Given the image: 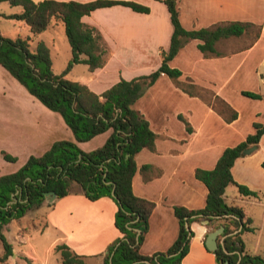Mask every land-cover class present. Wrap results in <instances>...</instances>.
Instances as JSON below:
<instances>
[{"label": "crops", "instance_id": "obj_1", "mask_svg": "<svg viewBox=\"0 0 264 264\" xmlns=\"http://www.w3.org/2000/svg\"><path fill=\"white\" fill-rule=\"evenodd\" d=\"M133 1L149 6L150 12L141 13L127 6L113 5L95 9L81 18L84 23L98 28L108 52L102 67L69 77L76 66L87 67L84 63L74 64L66 74L68 79L101 93L120 77L131 79L158 68L161 63L160 51L168 49L172 33L169 12L160 0ZM177 6L179 20L185 29L229 21L250 22L254 27L260 26V29L257 30L258 37L253 36L250 41L249 31L239 37L219 40L215 46L219 54L209 57H205L197 48L198 40H189L169 61L171 67L181 71L179 80L190 79L207 91L204 97L185 93L167 75L161 74L133 103V108L148 120L156 134L154 148H143L135 155L136 171L131 182L136 196L155 204L149 217L148 230L139 246V252L143 255L165 251L176 239L179 226L173 212L174 206L200 209L205 205L207 187L195 177L196 168L212 169L226 147L238 144L254 132L253 122L264 123V98L253 99L241 94L242 90L264 94V0H178ZM56 29L62 31L64 25L60 20L52 19L46 30L37 35L41 36L48 30L55 32ZM50 35L51 45L54 46L55 38ZM43 42L49 48V42L46 39ZM51 60L54 70V61ZM0 75H3L1 70ZM210 94L218 95L227 102L237 112V117L226 122L207 101L209 96L206 95ZM26 101L32 107L25 109L26 120L22 114L21 121H26L29 133H21L19 137L17 133L16 137H12L7 153L16 158L18 153L23 154L25 162L30 155L42 154L56 140H75L60 114L51 111L33 96ZM33 110L36 111L35 115L31 114ZM179 115L187 121L191 131H187ZM110 133L111 130H107L88 141L78 142V146L83 151H91L100 147ZM263 161L264 133L255 149L238 157L231 167L233 180L255 191L257 196L240 194L235 184H229L224 192L228 204L241 207L245 217L251 218L250 225L254 229L240 234L244 252L262 257ZM144 165L150 168L143 169ZM72 192L59 199L55 197L52 202L47 201L55 204V209L62 205L72 209L70 216L65 215L63 221L61 218L54 222L62 236L54 239L50 246L55 248L58 245L55 243L63 237L64 243L60 244H66L84 259L99 255L102 264L108 246L120 236L114 224L117 206L108 196L91 201L79 193L82 192L79 188ZM72 220L90 222L91 226L74 233L67 227V222ZM190 228L193 236L181 264H217L214 253L204 244L205 236L213 230L212 225L194 221Z\"/></svg>", "mask_w": 264, "mask_h": 264}, {"label": "trees", "instance_id": "obj_2", "mask_svg": "<svg viewBox=\"0 0 264 264\" xmlns=\"http://www.w3.org/2000/svg\"><path fill=\"white\" fill-rule=\"evenodd\" d=\"M160 1L169 12L172 33L168 49L160 51L161 63L158 68L131 79L120 77L101 93H95L87 85L66 77L76 63L86 64L89 71L102 67L108 52L98 28L84 23L81 18L95 9L113 5L127 6L141 13H149V6L133 0H0L21 7L20 12L1 15L23 21L32 35L46 30L52 19L63 23L71 50L70 60L63 72H54L49 48L43 41H39L32 51L29 37L10 38L1 31L0 66L31 96L60 114L75 139L56 140L42 154L30 155L17 170L0 174L2 264L13 251L1 227L11 219H20L28 211L41 207L46 200V192L54 191L57 198L66 196L72 191L73 183L89 200L108 196L117 206L114 224L120 236L108 246L103 264H181L193 236L190 224L205 220L207 225H212V229L221 225L224 227L219 236L225 235L223 246L218 244L217 249L212 251L217 264H225L226 261L230 264H264L261 255L244 252L240 234L254 229L250 225L251 218L245 217L241 207L228 204L224 199L225 188L229 184H235L242 195L257 196L255 191L233 180L231 167L243 155L245 148L258 144L264 133V123L259 122H253L254 132L244 140L226 147L212 169L196 168L195 177L207 187L205 205L200 209L178 205L173 207L179 229L171 246L151 255L139 252L155 204L136 196L131 182L136 171L135 155L143 148L153 149L156 134L148 120L133 108V103L161 74L167 75L185 93L204 97L207 91L190 79L179 80L181 71L171 67L169 61L185 43L194 39L198 40L197 48L205 57L218 55L215 46L219 40L239 37L254 27L250 22L229 21L209 27L185 29L179 20L178 0ZM258 35L259 31H256L254 38ZM241 94L253 99L264 98V94L248 90H242ZM207 101L226 122L237 117V112L218 95L210 94ZM178 117L185 123L187 131H191L187 121L181 115ZM107 130H111V133L100 147L86 152L78 146V142L88 141ZM1 153L6 161L16 160V157L5 151ZM149 168L148 165L143 166V169ZM136 230L140 231L137 237ZM55 251L59 254L61 264H89L84 256L75 253L66 244L56 245Z\"/></svg>", "mask_w": 264, "mask_h": 264}, {"label": "rangeland", "instance_id": "obj_3", "mask_svg": "<svg viewBox=\"0 0 264 264\" xmlns=\"http://www.w3.org/2000/svg\"><path fill=\"white\" fill-rule=\"evenodd\" d=\"M154 6L155 4H153ZM20 11V6H11L7 2H0V12L2 13L12 14ZM155 11L157 13L156 9ZM258 29H260V26L251 27L248 30L250 32L248 36L250 39L248 41L253 38L254 33ZM0 31L4 36L10 38L16 36L27 38L29 36V48L32 51L35 50L36 44L39 41L46 39L49 42L50 57L54 61V72L57 74L63 72L70 60L71 50L64 29L62 31L56 29L55 32L48 30L41 36L32 35L28 26L23 22L0 16ZM50 34L55 38L54 46L51 45ZM76 67L69 77L82 75L83 72L88 73L86 66L78 65ZM0 70L3 73V75H0V174H7L17 170L24 163L25 155L18 153L15 161H6L1 151L6 152L10 146L12 137H16L17 133L18 137L22 135L21 133H29L30 128L26 124V121H21L23 120L21 116L27 113L25 111L26 108L32 106L26 101V99L31 97L26 89L4 68L0 67ZM236 77L231 81V84L235 81ZM31 114L35 115L36 111L33 110ZM24 118L26 120L25 115ZM91 143L94 145V142ZM76 188L78 189L79 186L73 183L71 189L74 190ZM73 192L71 191L70 193ZM79 193L84 196L82 192ZM54 205L47 203L45 200L43 205L38 209L28 211L20 219H11L1 227V232L5 235L8 242L11 243L13 251V254L8 257L4 264H61L58 252L55 251L54 247L50 246L54 239L57 240L58 237L62 236V232L57 229L54 222L59 221L61 218L63 221L65 215L70 216L72 209L66 205L55 209ZM89 226H91L90 222L80 223L77 220L67 222L68 229L74 233L79 229H86L85 227ZM58 240L61 241H57L55 244L64 243L63 237ZM2 253L3 245L0 241V255ZM85 261L89 264H101L99 255L90 256ZM0 264L2 263L0 262Z\"/></svg>", "mask_w": 264, "mask_h": 264}, {"label": "water", "instance_id": "obj_4", "mask_svg": "<svg viewBox=\"0 0 264 264\" xmlns=\"http://www.w3.org/2000/svg\"><path fill=\"white\" fill-rule=\"evenodd\" d=\"M254 149H255V146L247 147L243 150V154H249ZM45 195H46V201H48V202H52L56 197V194L54 191L46 192ZM202 222L207 223L206 220L202 221ZM186 226L188 227L187 223H186ZM223 231H224V227L221 225V226H219V227H217V228H215V229H213L207 233V235L205 236V239H204V244H205L207 249L214 251L217 249L218 244L223 246V239H224L225 235H222L221 237H219L223 233ZM136 232H137V235H136V237H137L139 235L140 231L136 230ZM224 251L226 253H228L227 250L224 249ZM143 262L149 263L148 261H143ZM225 264H230V263H229V261H226Z\"/></svg>", "mask_w": 264, "mask_h": 264}]
</instances>
